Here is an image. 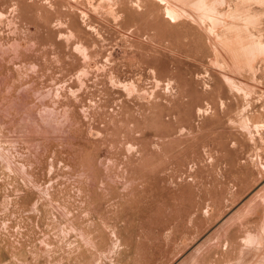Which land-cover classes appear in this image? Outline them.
Listing matches in <instances>:
<instances>
[{
	"label": "rangeland",
	"instance_id": "1",
	"mask_svg": "<svg viewBox=\"0 0 264 264\" xmlns=\"http://www.w3.org/2000/svg\"><path fill=\"white\" fill-rule=\"evenodd\" d=\"M200 1L0 0V264H264V0Z\"/></svg>",
	"mask_w": 264,
	"mask_h": 264
},
{
	"label": "bare ground",
	"instance_id": "2",
	"mask_svg": "<svg viewBox=\"0 0 264 264\" xmlns=\"http://www.w3.org/2000/svg\"><path fill=\"white\" fill-rule=\"evenodd\" d=\"M198 2H201L200 0H198ZM201 8L206 9L207 7H205L204 5L201 6ZM168 10V14L169 16H171L172 18H179L181 14H178L176 11L172 10V9H167ZM182 13V12H181ZM250 51L252 53L251 57H253V54L258 51L261 50L262 47L259 45H252L250 46Z\"/></svg>",
	"mask_w": 264,
	"mask_h": 264
}]
</instances>
